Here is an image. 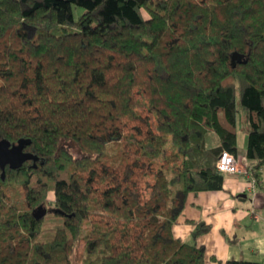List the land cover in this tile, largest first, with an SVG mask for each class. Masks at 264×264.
Listing matches in <instances>:
<instances>
[{"label":"trees","instance_id":"obj_1","mask_svg":"<svg viewBox=\"0 0 264 264\" xmlns=\"http://www.w3.org/2000/svg\"><path fill=\"white\" fill-rule=\"evenodd\" d=\"M237 100L258 183L264 0H0V137L39 158L0 167V264H205L210 226L172 227L223 189Z\"/></svg>","mask_w":264,"mask_h":264},{"label":"crops","instance_id":"obj_2","mask_svg":"<svg viewBox=\"0 0 264 264\" xmlns=\"http://www.w3.org/2000/svg\"><path fill=\"white\" fill-rule=\"evenodd\" d=\"M208 139L213 142L211 145ZM209 146L217 144L210 135ZM247 135L239 144L238 157L247 160ZM249 163V161H248ZM221 190L190 193L185 208L172 232L176 239L192 242L197 223L210 226L196 239L205 248V264H227L229 261L264 264V178L253 183L249 174H224Z\"/></svg>","mask_w":264,"mask_h":264},{"label":"water","instance_id":"obj_3","mask_svg":"<svg viewBox=\"0 0 264 264\" xmlns=\"http://www.w3.org/2000/svg\"><path fill=\"white\" fill-rule=\"evenodd\" d=\"M30 142L29 139H19L17 142L11 143L7 139L0 137V167L3 170V176L6 166L16 169L28 160H32L34 166H36L39 160L38 156L31 152L24 151V148L29 145ZM43 211L41 212L42 215L45 213Z\"/></svg>","mask_w":264,"mask_h":264},{"label":"rangeland","instance_id":"obj_4","mask_svg":"<svg viewBox=\"0 0 264 264\" xmlns=\"http://www.w3.org/2000/svg\"><path fill=\"white\" fill-rule=\"evenodd\" d=\"M83 9L81 7L74 6V15L76 18L82 13ZM237 124H238V136H239V144L243 146L244 143V137L248 133L249 129V122H248V112L244 111L242 107L240 106L239 100H237ZM208 143L211 145L213 142H211L208 139ZM72 152L74 154H80L77 147H71ZM44 215H47V226H46V234L50 236L52 234V231L62 222L61 218H57L53 216L52 207L49 206L46 209H44Z\"/></svg>","mask_w":264,"mask_h":264},{"label":"built area","instance_id":"obj_5","mask_svg":"<svg viewBox=\"0 0 264 264\" xmlns=\"http://www.w3.org/2000/svg\"><path fill=\"white\" fill-rule=\"evenodd\" d=\"M242 163L239 157H235L228 151H223L217 160V170L223 174H249L250 165L248 160ZM253 183H255L254 179Z\"/></svg>","mask_w":264,"mask_h":264}]
</instances>
